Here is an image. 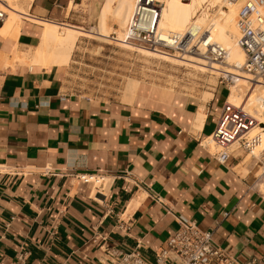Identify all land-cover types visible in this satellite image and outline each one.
I'll use <instances>...</instances> for the list:
<instances>
[{
    "label": "crops",
    "instance_id": "1",
    "mask_svg": "<svg viewBox=\"0 0 264 264\" xmlns=\"http://www.w3.org/2000/svg\"><path fill=\"white\" fill-rule=\"evenodd\" d=\"M88 1L31 0L17 30L1 29L9 15L0 23V264H103L112 247L152 264L177 214L239 262L264 264V163L240 152L222 164L200 144L224 83L203 101L143 80L123 100L72 90L69 66L30 64L39 21L84 28Z\"/></svg>",
    "mask_w": 264,
    "mask_h": 264
},
{
    "label": "bare ground",
    "instance_id": "2",
    "mask_svg": "<svg viewBox=\"0 0 264 264\" xmlns=\"http://www.w3.org/2000/svg\"><path fill=\"white\" fill-rule=\"evenodd\" d=\"M29 1L31 0H0V9L6 14L4 20L9 15L8 21L1 29H4L5 32L11 29L17 30L21 23L19 13L26 11L24 5ZM138 1L140 0H100V6H97L98 24L91 30L70 24L39 21L43 28L39 34V42L29 54L30 64L44 67L70 66L76 44L81 37H89L107 44L116 43L126 52H137L139 57L149 64L158 61L173 66L181 64L192 67L201 77L208 74L227 77L231 80L227 101L236 106H243L250 115L264 125V82L254 80L238 68L242 66L245 59L243 49L237 44L239 3L225 5L222 0H148L140 21L136 24L137 29L144 28L143 20L151 21L153 17L151 8L158 6L156 34L159 39L166 41L174 49H178L187 37L192 39L188 47L184 46L183 48L182 46L184 52L175 51V54H171L136 45L125 39V31ZM113 26H117L118 29L115 30ZM203 33L206 35L200 40ZM112 35L115 36L112 37ZM207 36L211 42L218 43L226 49V55L222 59L207 56L206 48L203 46V41ZM185 52L195 56H190ZM203 56L210 61V64ZM140 84V81L129 79L124 90L125 98L132 100L139 87L142 86ZM168 92L173 94L174 91L171 87H165V95ZM211 95V91H203V101L209 99ZM200 117L202 116L200 115ZM251 131H253V135L258 136V142L250 152L264 163V126L255 125L250 130V136H252ZM260 183V188L264 193V178Z\"/></svg>",
    "mask_w": 264,
    "mask_h": 264
},
{
    "label": "built area",
    "instance_id": "3",
    "mask_svg": "<svg viewBox=\"0 0 264 264\" xmlns=\"http://www.w3.org/2000/svg\"><path fill=\"white\" fill-rule=\"evenodd\" d=\"M223 4L239 3L237 10L238 37L237 44L243 49L245 59L242 66L238 67L250 75L254 80L264 82V0H222ZM148 0L138 1L134 7L133 16L126 29L125 39L134 44H139L149 49L166 51L170 45L159 39L156 34V19L159 7L151 8L153 17L149 22L142 21L144 28L137 29L136 24L140 21ZM6 14L0 9V23ZM200 36V40L205 37ZM192 39L187 37L178 49L188 47ZM207 56L214 59H222L226 55V49L218 43L211 42L209 36L203 41ZM220 82L224 83L228 93L230 81L220 75ZM259 121L250 115L243 106H236L224 101L217 116V122L210 135L205 137L200 144L211 150V155L219 163H226L234 156L236 149L250 152L258 142V136H250V130ZM78 179L85 184H101L103 177L99 175L80 174ZM94 179V181H92ZM177 229L168 237L164 244L155 253L152 264H246L239 262L233 256L226 253L213 241V232L210 229H200L194 221L189 220L182 214L176 217ZM110 258L105 259L103 264H147L137 249L129 252H119L116 248L104 250ZM19 261L23 256H19Z\"/></svg>",
    "mask_w": 264,
    "mask_h": 264
},
{
    "label": "rangeland",
    "instance_id": "4",
    "mask_svg": "<svg viewBox=\"0 0 264 264\" xmlns=\"http://www.w3.org/2000/svg\"><path fill=\"white\" fill-rule=\"evenodd\" d=\"M86 5V20L84 19L83 26L86 30H91L98 24L97 9L100 6V0H89ZM113 27L115 30L118 29L117 26ZM175 51L184 52L174 48L165 52L175 54ZM187 54L195 56L192 53ZM203 58L208 61L204 56ZM129 79L171 87L173 91L177 88L192 95H201L205 90L211 91L221 80L219 74L201 77L192 67L186 65L173 66L161 61L153 64L146 63L137 52H126L116 43L107 44L89 37L80 38L66 75L67 84L72 90L103 98H121L122 96L125 100L124 90ZM240 152L247 153L236 149L235 154ZM247 154L253 157L251 152Z\"/></svg>",
    "mask_w": 264,
    "mask_h": 264
}]
</instances>
